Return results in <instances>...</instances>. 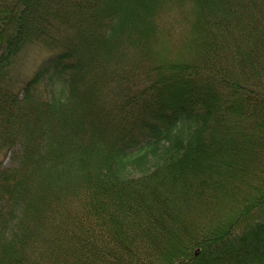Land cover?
Wrapping results in <instances>:
<instances>
[{
    "label": "trees",
    "instance_id": "16d2710c",
    "mask_svg": "<svg viewBox=\"0 0 264 264\" xmlns=\"http://www.w3.org/2000/svg\"><path fill=\"white\" fill-rule=\"evenodd\" d=\"M0 264H264V0H0Z\"/></svg>",
    "mask_w": 264,
    "mask_h": 264
},
{
    "label": "rangeland",
    "instance_id": "374dc122",
    "mask_svg": "<svg viewBox=\"0 0 264 264\" xmlns=\"http://www.w3.org/2000/svg\"><path fill=\"white\" fill-rule=\"evenodd\" d=\"M51 54H52V51L46 49L41 44L33 43V44L27 45L18 54L15 60V64H14V68L12 72V80L13 81L17 80L19 82H23L27 80L32 75V73L41 65V63ZM59 88H60L59 84L54 85L52 88V94L53 93L57 94ZM11 164L12 163L10 160V153H9L7 157L5 158L3 165L8 166ZM223 192L224 191L222 192L217 191V193H215L214 197L216 198V202L210 203L208 205V208L212 210H216L215 212H219V213L223 212L224 214L229 211L228 212L229 214L231 210L233 211V208H234V206L232 205V198H230L229 195ZM205 208L206 206H203L202 212H204ZM217 220L218 219H215L214 221L216 222ZM191 224H194V222L191 221ZM195 224H200V223H195ZM182 238H183L182 236L178 238L177 233H175V235L169 239L168 244L170 245L168 246L172 248H179L178 250H180L182 248V245H181ZM166 248L168 247H164V250ZM164 250H162V253L166 254L167 251H164Z\"/></svg>",
    "mask_w": 264,
    "mask_h": 264
}]
</instances>
